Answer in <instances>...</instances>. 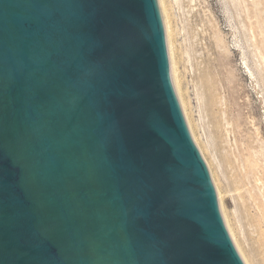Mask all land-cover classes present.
Listing matches in <instances>:
<instances>
[{"label": "water", "instance_id": "water-1", "mask_svg": "<svg viewBox=\"0 0 264 264\" xmlns=\"http://www.w3.org/2000/svg\"><path fill=\"white\" fill-rule=\"evenodd\" d=\"M0 264H247L160 0H0Z\"/></svg>", "mask_w": 264, "mask_h": 264}, {"label": "rangeland", "instance_id": "rangeland-1", "mask_svg": "<svg viewBox=\"0 0 264 264\" xmlns=\"http://www.w3.org/2000/svg\"><path fill=\"white\" fill-rule=\"evenodd\" d=\"M160 7L195 146L247 264H262L264 253L253 248H264V0H160ZM220 77L231 81L229 93ZM215 102L233 109L219 135ZM235 125L244 129L239 139L231 133ZM239 142L249 144L254 164L249 190L235 185L224 158ZM250 192L256 202L249 200Z\"/></svg>", "mask_w": 264, "mask_h": 264}, {"label": "bare ground", "instance_id": "bare-ground-1", "mask_svg": "<svg viewBox=\"0 0 264 264\" xmlns=\"http://www.w3.org/2000/svg\"><path fill=\"white\" fill-rule=\"evenodd\" d=\"M223 63V62H222ZM222 67H223V65H222ZM222 67H221V70H219V74H221V75H223V72L225 71H223V69H222ZM206 72L207 73H209V70L207 69L206 70ZM227 75V74H226ZM225 77V76H224ZM220 80H221V83H222V86H223V90L225 91V92H230L231 90H230V86L229 85H227L226 83H229V82H231V81H227V82H225L226 81V79H225V81H224V79H223V77H220ZM233 84H234V81H233ZM233 87V86H232ZM236 87V86H235ZM234 87V88H235ZM244 88V87H243ZM236 90V89H235ZM232 95V94H231ZM231 101V100H230ZM228 103V102H227ZM226 102H225V107H223V108H220V106H218L217 104H216V102L215 103H213V107H214V119L215 120H213V121H215V127H216V133H218V135H219V133H222L223 132V129H225L224 128V124H223V122H224V120H229V118H228V116L230 115V113L232 114V107H230V105H228ZM231 104H232V102H231ZM234 106V105H233ZM239 106V105H238ZM237 110V109H236ZM240 110V109H239ZM240 114H241V112H240ZM233 115V114H232ZM240 116V115H239ZM230 117H231V115H230ZM239 120V119H238ZM240 120H243V119H241L240 118ZM244 121V120H243ZM240 122V121H239ZM238 122V123H239ZM242 122V121H241ZM240 122V123H241ZM245 122V121H244ZM244 122H242V125L241 126H243V123ZM238 123H236V125L238 124ZM235 124V123H234ZM245 124V123H244ZM231 126L232 127V135L235 137V139H239L240 138V135H241V132H242V130H244L243 128H241L240 129V127L238 128L237 126ZM239 125V124H238ZM245 126V125H244ZM214 127V128H215ZM246 128V127H245ZM246 131V130H245ZM215 133V132H214ZM243 134V133H242ZM247 134V133H246ZM216 135V134H215ZM221 135V134H220ZM244 135V134H243ZM232 136V137H233ZM247 136V135H246ZM244 138V137H243ZM247 138V137H246ZM249 138V137H248ZM242 139V138H241ZM248 140V139H247ZM249 142H250V140H249ZM236 143H238V142H236ZM240 143V142H239ZM248 146H249V144L247 143V142H244V144H242L241 145V143L240 144H236V145H234V149H231V151H229V149L227 150V152H226V154H225V162H226V166L233 172V174H234V177H235V180H234V183H235V185L237 186V187H239V188H244V187H246V189H248L249 190V187H248V185H249V183L251 182V174H253L252 172L254 171V164H252V161H250V156H249V154H248ZM221 147V146H220ZM251 147V146H250ZM250 149V148H249ZM254 158V157H253ZM241 166H242V169H241ZM252 183V182H251ZM250 188L252 189L253 187L252 186H250ZM253 192H255V191H253ZM245 195V191H243L242 190V193H241V195ZM256 194H257V192H256ZM242 195V196H243ZM256 199H257V196L254 194V193H252V192H250L249 193V200H251L252 202H256ZM259 204V203H258ZM245 206L248 208V209H250V205H249V202H247L246 200H245ZM262 212V211H261ZM264 212V211H263ZM263 215H264V213H262ZM262 216V215H261ZM254 218H255V216H253ZM263 217V216H262ZM261 217V218H262ZM254 220V219H253ZM256 220V219H255ZM260 220V218H258V220L257 221H259ZM259 222H261V220L259 221ZM257 223V222H256ZM259 225V224H258ZM264 253V248H261V247H258V248H253V251L255 252V253H259L260 252V250ZM259 250V251H258ZM261 264V263H260ZM262 264H264V263H262Z\"/></svg>", "mask_w": 264, "mask_h": 264}]
</instances>
